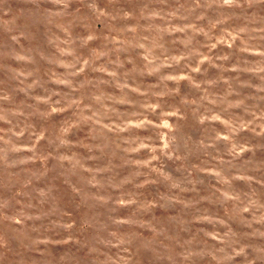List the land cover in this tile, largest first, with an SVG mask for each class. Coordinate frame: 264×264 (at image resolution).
I'll return each mask as SVG.
<instances>
[{
    "label": "clouds",
    "instance_id": "9594fccd",
    "mask_svg": "<svg viewBox=\"0 0 264 264\" xmlns=\"http://www.w3.org/2000/svg\"><path fill=\"white\" fill-rule=\"evenodd\" d=\"M0 74V264H264V0H0Z\"/></svg>",
    "mask_w": 264,
    "mask_h": 264
},
{
    "label": "rangeland",
    "instance_id": "374dc122",
    "mask_svg": "<svg viewBox=\"0 0 264 264\" xmlns=\"http://www.w3.org/2000/svg\"><path fill=\"white\" fill-rule=\"evenodd\" d=\"M0 77H2V74H0ZM65 195H67V191L65 190Z\"/></svg>",
    "mask_w": 264,
    "mask_h": 264
}]
</instances>
